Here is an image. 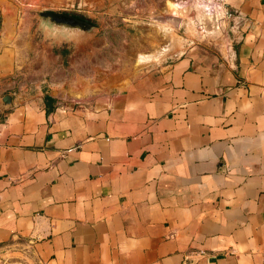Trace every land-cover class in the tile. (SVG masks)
<instances>
[{"label": "crops", "instance_id": "crops-1", "mask_svg": "<svg viewBox=\"0 0 264 264\" xmlns=\"http://www.w3.org/2000/svg\"><path fill=\"white\" fill-rule=\"evenodd\" d=\"M198 1L0 0V264H264V0Z\"/></svg>", "mask_w": 264, "mask_h": 264}, {"label": "water", "instance_id": "water-1", "mask_svg": "<svg viewBox=\"0 0 264 264\" xmlns=\"http://www.w3.org/2000/svg\"><path fill=\"white\" fill-rule=\"evenodd\" d=\"M37 29L54 43L73 42L81 45L94 39L99 27L84 18L63 11H38ZM12 104V97L5 95L0 99V108L5 111Z\"/></svg>", "mask_w": 264, "mask_h": 264}, {"label": "rangeland", "instance_id": "rangeland-1", "mask_svg": "<svg viewBox=\"0 0 264 264\" xmlns=\"http://www.w3.org/2000/svg\"><path fill=\"white\" fill-rule=\"evenodd\" d=\"M168 7H169V4H167V7H166V10H165V7L163 8V10H162V13L163 14H165V12L166 11H169V9H168ZM188 9V8H187ZM164 10H165V12H164ZM187 11V10H186ZM186 11H184L183 12V14H181V16L182 17H186L185 16V13H186ZM176 13V12H175ZM190 16L191 17H193V19L191 20V19H187L186 18V20H187V23H184L183 21L184 20H182V21H179V20H176V21H174V20H172L171 21V24L169 25L168 23H166V24H168L169 26H174V28H170L169 30H166V29H168V25H164V24H160V28H161V26H165V29L164 28H161L162 30H164L166 33H170L171 34V39L174 41V40H176L177 38H180L181 36H185L186 38H190V37H188V35H189V33L190 34H194V28L192 27V26H190L188 23H190L191 25H193V26H195L196 28H195V31H197V33H199L200 35H204L205 33H208V29H206L205 30V28H209V29H213L212 27L210 28V26L208 25L209 23V21L211 20V18L213 17L214 19L217 17V16H214V15H208L204 10H203V8H200V7H198V5H196V7H194L191 11H190ZM166 15V14H165ZM168 16H170L169 14H167ZM177 16H180L179 14H177ZM171 18V16L169 17V19ZM168 19V20H169ZM204 19V20H203ZM167 20V21H168ZM202 21H204V22H202ZM176 22V23H175ZM178 22H180L181 24H178ZM173 24V25H172ZM97 25V24H96ZM179 25V26H178ZM189 25V26H188ZM37 26H38V20H37V18H36V25H35V27L37 28ZM188 26V27H187ZM99 27V26H98ZM131 30V33L132 32H134L135 30H133L132 28H130ZM99 31H100V29H99ZM161 31V30H160ZM162 32V31H161ZM209 34V33H208ZM98 35H99V33H98ZM97 35V36H98ZM180 37H179V36ZM210 35V34H209ZM96 36V37H97ZM95 37V38H96ZM131 37V36H130ZM94 38V39H95ZM93 39V40H94ZM215 36H213V35H210V37L209 36H206V38H201V39H198V38H194V40H195V42L197 43V45L199 44L200 46L202 45V46H207V44H206V42H208L209 40L211 41V43H212V46H215L216 44H215ZM128 40H131V38L130 39H128ZM110 43V42H109ZM112 46H113V44L112 43H110ZM169 44V43H168ZM190 44H192V42H189V45ZM209 45V44H208ZM141 57H144V59L143 60H141L140 61V58ZM160 57V55H157V56H154V55H151V60L152 59H158ZM149 60V56H147V55H141L140 57H139V63H144V62H147Z\"/></svg>", "mask_w": 264, "mask_h": 264}, {"label": "bare ground", "instance_id": "bare-ground-1", "mask_svg": "<svg viewBox=\"0 0 264 264\" xmlns=\"http://www.w3.org/2000/svg\"><path fill=\"white\" fill-rule=\"evenodd\" d=\"M172 1H169L168 2V4L170 5V4H172L171 3ZM197 5H198V7H200V8H203V10L208 14V15H216L220 10H221V3L218 1V0H199L198 2H197ZM171 15H174V16H176V13H175V11H171ZM213 18V17H212ZM172 20H174V21H176V19H175V17H173V18H171V21ZM169 24V23H168ZM168 24H164V25H168ZM171 24V23H170ZM169 24V25H170ZM178 24H181V23H179L178 22ZM164 25L163 26H161V28H164L165 29V27H164ZM168 25V26H169ZM173 25V24H172ZM170 28H174V26H169L168 27V29H166V30H169ZM144 59V57H141L140 58V61L141 60H143ZM142 62V61H141Z\"/></svg>", "mask_w": 264, "mask_h": 264}, {"label": "built area", "instance_id": "built-area-1", "mask_svg": "<svg viewBox=\"0 0 264 264\" xmlns=\"http://www.w3.org/2000/svg\"><path fill=\"white\" fill-rule=\"evenodd\" d=\"M8 264H24V263L23 262L14 261V262H9Z\"/></svg>", "mask_w": 264, "mask_h": 264}, {"label": "trees", "instance_id": "trees-1", "mask_svg": "<svg viewBox=\"0 0 264 264\" xmlns=\"http://www.w3.org/2000/svg\"><path fill=\"white\" fill-rule=\"evenodd\" d=\"M78 16V15H77ZM79 17H81V16H79ZM81 18H83V17H81ZM0 27H1V16H0Z\"/></svg>", "mask_w": 264, "mask_h": 264}]
</instances>
